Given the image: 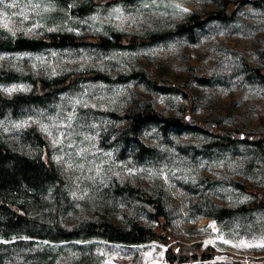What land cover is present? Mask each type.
I'll return each instance as SVG.
<instances>
[{"label":"rangeland","instance_id":"374dc122","mask_svg":"<svg viewBox=\"0 0 264 264\" xmlns=\"http://www.w3.org/2000/svg\"><path fill=\"white\" fill-rule=\"evenodd\" d=\"M68 9L55 0H3L0 38L64 30L150 40L109 50L0 52V72L17 79L0 82L2 97L31 92L38 77L70 83L44 106L5 110L0 139L29 155L39 146L28 134L35 130L46 143L43 157L57 168L70 198L59 218L65 228L104 218L124 228L132 221L165 228L171 238L169 245L40 241L84 248H63L60 264H74L76 255L88 264H167L169 246L211 247L218 254L205 264H264V150L238 140L239 133L264 138V77L257 74L264 75V0H101L84 18ZM215 11L226 17L192 35L177 33L191 14ZM148 104L186 126L146 123L139 142L126 144L124 116ZM207 123L215 126L207 129ZM227 131L235 141L214 144ZM155 202L164 224L154 218ZM27 250L4 249V264H29Z\"/></svg>","mask_w":264,"mask_h":264},{"label":"trees","instance_id":"16d2710c","mask_svg":"<svg viewBox=\"0 0 264 264\" xmlns=\"http://www.w3.org/2000/svg\"><path fill=\"white\" fill-rule=\"evenodd\" d=\"M55 1L63 3L66 8H69V13L78 18H84L92 14L97 5L101 4V0ZM69 4L71 7H68ZM225 17L226 15L222 11L207 12L203 15L191 14L185 24L177 25V33L192 35L205 22L213 19L220 20ZM126 38H128L127 44H124L123 41H126ZM156 38L158 37L155 36ZM149 40H141L115 31H111L109 36L86 37L71 31L55 30L48 31L40 37L19 36L15 38L10 36L0 38V52H39L46 49L81 48L85 46H96L103 50H109L125 46L133 48L138 44H145ZM257 74L264 77L258 69ZM9 75L11 74L0 72V82L17 80L16 76L11 77ZM66 80H68L66 77H54L49 80L38 77L35 81L31 80L33 83L31 92L14 95L10 98L0 96V117L4 115L5 110H12L13 112L21 106H44L70 84L66 83ZM72 80L73 78L71 82ZM124 118L126 125L123 129V135L127 140L126 144L128 142H139L138 134L146 123L162 124L165 129L186 126L180 120L164 117L149 104L136 112L125 115ZM185 120L183 118V121ZM226 135H220L217 138L219 140L215 141L214 144L225 146L235 141V133L234 138ZM27 137L33 142H37L39 146L37 154L29 155L13 150L0 139V239H13L9 243L0 242V264H4L3 252L8 247L27 248L25 256L29 258V261H27L29 264H60L58 253L63 248L84 250L82 246L73 243L60 247L56 244L42 243L40 240L63 243L101 238L127 245H142L152 241L166 245L170 244L171 237L164 230L165 228L154 230L135 221H132L128 228L104 218L100 221L83 220L71 229L62 226L59 221L60 213L65 210L63 207L70 203V198L63 189V180L53 163L48 158L43 157L46 143L40 135L34 130L33 135L28 134ZM129 137L131 138L127 139ZM238 140L245 143H254V146L258 149L264 150L262 142L264 138L250 140L245 136L243 139L238 138ZM124 190L132 194L128 187H124ZM133 193H138V199L144 202L152 203L153 201L150 196L142 191L133 189ZM254 204L258 205L257 203ZM154 206L156 208L154 218H156L158 224H164L165 216L158 209V203L155 202ZM240 210H247V208L240 207ZM225 211L227 210L225 209ZM21 237H29L33 240L25 241ZM24 244L31 246L29 247L31 249L23 246ZM217 254L211 247L200 249L197 246H178L173 249L169 246L165 252V260L167 264H205L204 262H210ZM76 256L74 264H88V260L84 255Z\"/></svg>","mask_w":264,"mask_h":264},{"label":"water","instance_id":"95a60500","mask_svg":"<svg viewBox=\"0 0 264 264\" xmlns=\"http://www.w3.org/2000/svg\"><path fill=\"white\" fill-rule=\"evenodd\" d=\"M214 126H215V123H207L205 128L208 129V128H211V127H214ZM226 134L229 135L231 138L234 137V133L233 132L227 131ZM244 137H245V134L244 133H240L238 135V138L239 139H243ZM248 139H251V136H249Z\"/></svg>","mask_w":264,"mask_h":264},{"label":"snow or ice","instance_id":"6c2138e0","mask_svg":"<svg viewBox=\"0 0 264 264\" xmlns=\"http://www.w3.org/2000/svg\"><path fill=\"white\" fill-rule=\"evenodd\" d=\"M0 3H3V0H0ZM11 6V5H10ZM226 242V241H225Z\"/></svg>","mask_w":264,"mask_h":264}]
</instances>
